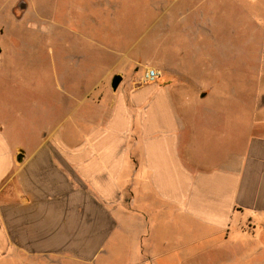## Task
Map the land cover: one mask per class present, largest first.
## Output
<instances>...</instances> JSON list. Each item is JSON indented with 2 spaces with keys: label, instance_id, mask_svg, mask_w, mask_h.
Here are the masks:
<instances>
[{
  "label": "crops",
  "instance_id": "1",
  "mask_svg": "<svg viewBox=\"0 0 264 264\" xmlns=\"http://www.w3.org/2000/svg\"><path fill=\"white\" fill-rule=\"evenodd\" d=\"M33 3L0 0V264L94 256L113 227L153 260L217 239L221 264H264V0H198L183 67L82 94L27 78Z\"/></svg>",
  "mask_w": 264,
  "mask_h": 264
},
{
  "label": "rangeland",
  "instance_id": "2",
  "mask_svg": "<svg viewBox=\"0 0 264 264\" xmlns=\"http://www.w3.org/2000/svg\"><path fill=\"white\" fill-rule=\"evenodd\" d=\"M169 1L35 0L36 3L32 4L27 13V29L31 30L27 35V78L42 77L45 70L49 75L57 72L64 78L65 89L74 94H82L93 79L98 80L109 70L108 78H111L114 73L122 77L139 76L153 68V64H177L183 67V11L199 3L198 0ZM224 23L229 25L232 21ZM172 46L176 49L174 47L172 56L168 57ZM225 58L231 59L228 56ZM107 83L106 80L104 84H97L100 93L111 90ZM230 230L226 239H243L237 229ZM86 240L80 239L78 258L76 253H64L62 257L41 259L39 264L223 262L217 255L220 244L217 239L197 241L187 251L177 249L176 259L165 256L159 260L151 259L149 252H143L144 246L138 243V239H120L118 227L112 228L107 239H99L94 256H86L83 250ZM179 243L172 241L167 246H160L174 248ZM224 249L223 255L227 250L231 252L227 247Z\"/></svg>",
  "mask_w": 264,
  "mask_h": 264
},
{
  "label": "water",
  "instance_id": "3",
  "mask_svg": "<svg viewBox=\"0 0 264 264\" xmlns=\"http://www.w3.org/2000/svg\"><path fill=\"white\" fill-rule=\"evenodd\" d=\"M19 5H20V7H24V6H25V4L22 3V2H21ZM121 80H122V75H121V74H119V73H114V74L112 75V77H111V79H110V87H111V89H112L113 91H115V90L118 88V86H119Z\"/></svg>",
  "mask_w": 264,
  "mask_h": 264
},
{
  "label": "built area",
  "instance_id": "4",
  "mask_svg": "<svg viewBox=\"0 0 264 264\" xmlns=\"http://www.w3.org/2000/svg\"><path fill=\"white\" fill-rule=\"evenodd\" d=\"M159 75V71L154 68H149L144 73V78L147 81H153Z\"/></svg>",
  "mask_w": 264,
  "mask_h": 264
}]
</instances>
